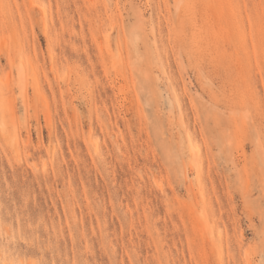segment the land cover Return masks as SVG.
<instances>
[{
  "label": "rangeland",
  "instance_id": "obj_1",
  "mask_svg": "<svg viewBox=\"0 0 264 264\" xmlns=\"http://www.w3.org/2000/svg\"><path fill=\"white\" fill-rule=\"evenodd\" d=\"M0 264H264V0H0Z\"/></svg>",
  "mask_w": 264,
  "mask_h": 264
}]
</instances>
